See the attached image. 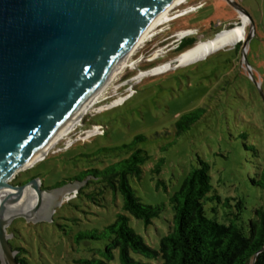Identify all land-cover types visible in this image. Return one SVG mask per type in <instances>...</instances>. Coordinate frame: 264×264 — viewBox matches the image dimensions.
I'll use <instances>...</instances> for the list:
<instances>
[{
    "label": "rangeland",
    "instance_id": "rangeland-1",
    "mask_svg": "<svg viewBox=\"0 0 264 264\" xmlns=\"http://www.w3.org/2000/svg\"><path fill=\"white\" fill-rule=\"evenodd\" d=\"M238 1L255 23L246 52L247 36L242 42L192 63L171 67L168 62L181 54H173L180 29L195 28L196 32L187 37H195L196 44L214 38L239 20L237 8L227 0H188L171 14L189 5L194 9L201 6L157 27L151 39L130 57L136 68L126 67H157L158 73L140 79H132L140 70L128 77L122 71L118 73L95 106L111 103L131 86L134 93L116 105L89 110L70 135L74 137L93 122L102 123L106 132L84 142L76 141L69 148L67 138L61 139L43 159L19 171L11 182L39 178L41 187L50 189L66 178L80 175L82 170L104 168L143 149L150 157L143 163L142 177H130V183L143 202H164L166 208L149 226L134 216L130 224L146 242L158 247L173 217L170 196L196 166L199 154L210 164L212 184L224 201L227 197L232 203L233 198H244L246 218L257 216L256 209L264 213V0ZM249 29L250 23L247 35ZM245 54L262 90L247 74ZM200 107L204 108L201 117L179 134L177 121ZM160 162L157 172L154 169ZM84 183L75 190L77 193ZM84 190L70 200L63 197L62 204L50 209V221L26 222L16 217L7 228L13 235L10 243L25 247L23 254L32 264H81L76 260L100 257L91 249L103 248L104 242L78 240L77 234L104 229L112 223L123 211V197L109 191L105 199H92L87 195L91 189ZM213 204L221 213L231 209L224 202L210 201L209 205Z\"/></svg>",
    "mask_w": 264,
    "mask_h": 264
},
{
    "label": "water",
    "instance_id": "water-1",
    "mask_svg": "<svg viewBox=\"0 0 264 264\" xmlns=\"http://www.w3.org/2000/svg\"><path fill=\"white\" fill-rule=\"evenodd\" d=\"M173 0H0V261L22 264L7 228L16 217L50 221L49 211L84 182L12 183L118 71L126 54ZM252 21L246 44L255 23ZM217 36H214V38ZM175 62V60H174ZM176 68V67H174ZM247 74L258 85L254 73ZM59 202V203H58ZM52 213V212H51ZM51 215V214H50ZM256 253L251 264H256Z\"/></svg>",
    "mask_w": 264,
    "mask_h": 264
},
{
    "label": "trees",
    "instance_id": "trees-1",
    "mask_svg": "<svg viewBox=\"0 0 264 264\" xmlns=\"http://www.w3.org/2000/svg\"><path fill=\"white\" fill-rule=\"evenodd\" d=\"M180 18V17H179ZM191 28V27H187ZM195 37L183 38L173 54H180L194 46ZM239 49V47H236ZM204 108H196L185 113L177 126L181 134L195 123ZM138 139H144L139 136ZM124 147H129L125 145ZM147 151L137 149L130 156L117 160L104 168L82 170L80 175L66 178L55 187L75 181L85 182V188L91 189L87 195L92 199L104 198L112 191L123 197V211L116 214L115 220L104 229L82 230L77 234L78 240H95L104 242V247H94V253L100 257L79 258L81 264H251L256 253L264 246V213L256 209L257 216L246 218L245 199L227 197L225 201L212 184L210 164L197 155V164L184 177L180 187L170 196L173 210L168 233L160 238L158 247L146 242L130 224L131 216L149 226L161 216L166 204L145 203L136 194L130 183V177L140 179L143 163L149 158ZM161 162L154 170L160 172ZM18 176H16L17 178ZM16 183L22 184V182ZM54 187V188H55ZM210 201L224 202L230 210L221 213L216 204ZM70 202V201H69ZM16 235H14L15 237ZM12 245V243H11ZM18 250L17 258L22 264L30 263L26 251L21 245H12ZM256 264H264V250L256 256Z\"/></svg>",
    "mask_w": 264,
    "mask_h": 264
},
{
    "label": "bare ground",
    "instance_id": "bare-ground-1",
    "mask_svg": "<svg viewBox=\"0 0 264 264\" xmlns=\"http://www.w3.org/2000/svg\"><path fill=\"white\" fill-rule=\"evenodd\" d=\"M188 0H173L157 17L154 18V20L150 23L148 29L145 31V33L141 36V38L138 40V42L135 44V46L126 54L124 59V67H135L136 68V62H130V57L134 54V52L142 46L143 43L147 42L151 39V37L155 34V29L159 27L160 25L171 21L174 18L180 17L191 10H193V5H189L188 7H185L181 10H179L174 15L171 14L172 10L174 8L179 7L180 5L186 3ZM237 10L239 12V20L231 27L225 28L221 30L219 33H217V36L215 38H209L207 40H201L197 42L194 46L191 48L185 50L182 52L177 58L171 60L168 62V64L171 67H178L185 64L192 63L198 59L204 58L208 56L211 53H214L218 51L219 49L225 48L227 46L235 45L238 42H242L246 36H247V26L250 23V26L252 24L251 19L249 16L244 12V10L240 7H237ZM196 32L194 29H183L181 31L177 32V36L181 37L186 34H191ZM245 39V44H246ZM247 50V45L245 52ZM158 54H156L157 56ZM175 60V62H174ZM243 62L246 64V66L251 70V66L248 63V60L246 58V54L243 58ZM165 66V65H164ZM163 67V66H160ZM159 68L153 67L149 70H140L137 75H135L132 79H140L147 75H154L158 73ZM121 71L116 72L112 76H110L107 81L97 90L96 93L91 97L90 101L83 105L80 108L79 115L71 119L62 129L61 131L49 142L47 143L42 150H39L30 160H28L22 167V169H25L27 167L32 166L37 161H40L43 159L46 154L54 149L56 144L63 139L65 136L69 135L80 123L82 120L81 118L85 113H87L91 109L100 110L104 107L116 105L124 100V96H121L115 100H113L111 103L96 107L95 104L100 100L102 95L104 94L105 89L108 87L110 82H112L118 73ZM0 209H4L2 206H0Z\"/></svg>",
    "mask_w": 264,
    "mask_h": 264
},
{
    "label": "built area",
    "instance_id": "built-area-1",
    "mask_svg": "<svg viewBox=\"0 0 264 264\" xmlns=\"http://www.w3.org/2000/svg\"><path fill=\"white\" fill-rule=\"evenodd\" d=\"M200 6L201 5H198L194 10H196ZM185 29H190V28H185ZM181 30L182 29H180L179 31H181ZM191 34H194V33H191ZM188 35H190V34H186L184 36L178 37L180 39L178 42H180L183 38L187 37ZM134 91H135L134 87L131 86L129 88V91L126 94L118 95V97L124 96L125 99H126L127 97L132 95L134 93ZM106 129L107 128L102 123H97V122L94 123L93 122L88 128H85V129L79 131L78 133H76V135L74 137L70 135L71 133L69 135L65 136L64 138H67V146L66 147L67 148L71 147L76 141L81 140V141L84 142V141L88 140L89 138H91L94 135L104 134L106 132ZM76 194H77V191H73V193L71 192V193L67 194L66 196H64V198H65V200H70L71 197L73 195H76Z\"/></svg>",
    "mask_w": 264,
    "mask_h": 264
},
{
    "label": "crops",
    "instance_id": "crops-1",
    "mask_svg": "<svg viewBox=\"0 0 264 264\" xmlns=\"http://www.w3.org/2000/svg\"><path fill=\"white\" fill-rule=\"evenodd\" d=\"M192 28V27H191Z\"/></svg>",
    "mask_w": 264,
    "mask_h": 264
}]
</instances>
